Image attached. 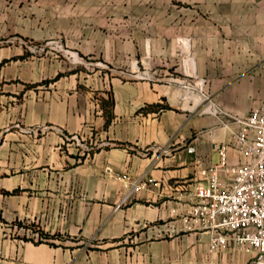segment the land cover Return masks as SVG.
Wrapping results in <instances>:
<instances>
[{"label": "crops", "instance_id": "obj_1", "mask_svg": "<svg viewBox=\"0 0 264 264\" xmlns=\"http://www.w3.org/2000/svg\"><path fill=\"white\" fill-rule=\"evenodd\" d=\"M181 37L215 105L244 116L264 103V0H0V264L252 257L231 241L211 251L213 232L181 220L221 145L229 164L248 160L238 123L171 80ZM18 39H61L85 63ZM144 67L151 78L136 77Z\"/></svg>", "mask_w": 264, "mask_h": 264}, {"label": "built area", "instance_id": "obj_2", "mask_svg": "<svg viewBox=\"0 0 264 264\" xmlns=\"http://www.w3.org/2000/svg\"><path fill=\"white\" fill-rule=\"evenodd\" d=\"M180 49L187 47L182 74H173L171 80L185 91V97L195 104H206L203 112L223 113L238 123L232 133L236 147L248 160L229 164L226 147L220 146V161L201 170L202 180L196 182L191 192L194 202L181 215L186 229L211 230L209 249L216 251L231 241L239 249L252 251L245 264H264V103L255 105L244 116L231 115L219 108L205 90L206 77L200 76L190 54L191 39L181 37ZM35 53L63 55L72 63H85L79 53L65 46L61 39H49L40 44L27 45ZM137 78H151L153 74L144 67ZM190 152L194 145L187 147ZM109 170H111L109 168ZM144 183L135 184L132 191ZM175 211V210H174ZM232 264H237L233 262Z\"/></svg>", "mask_w": 264, "mask_h": 264}, {"label": "rangeland", "instance_id": "obj_3", "mask_svg": "<svg viewBox=\"0 0 264 264\" xmlns=\"http://www.w3.org/2000/svg\"><path fill=\"white\" fill-rule=\"evenodd\" d=\"M18 40H20L22 43H25L26 45H29V44H40V42H37L34 39H18ZM35 54H38V53H35Z\"/></svg>", "mask_w": 264, "mask_h": 264}]
</instances>
